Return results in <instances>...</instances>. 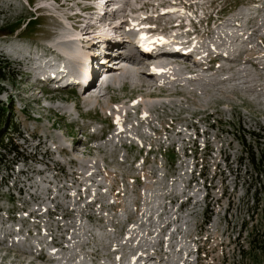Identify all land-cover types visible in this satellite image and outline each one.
Segmentation results:
<instances>
[{
	"label": "rangeland",
	"instance_id": "obj_1",
	"mask_svg": "<svg viewBox=\"0 0 264 264\" xmlns=\"http://www.w3.org/2000/svg\"><path fill=\"white\" fill-rule=\"evenodd\" d=\"M249 1L205 0L204 13L216 19L224 8L219 22L231 25L239 20L236 15L227 18L230 11L258 17L242 20L257 31V43L263 46L264 0ZM83 5L89 7L91 1L0 0V53L5 61L0 98L12 105L10 117L30 141H20L30 159H22L12 174L14 206L0 181V264H132L139 254L159 256L163 264H264V256L250 244L251 223L262 224L261 217L254 219V188L248 189L254 169L246 168L247 160L240 161L250 150H264V138L259 137L264 135V93L233 92L231 83L186 78L165 81L164 90L154 97L138 86L108 89L95 109L83 104L76 109L79 93L70 87L40 92L43 83L27 72L40 60L24 63L21 57L45 49V42ZM85 14L87 20L94 15ZM106 17L112 22V14ZM217 22L209 31L219 28ZM172 60L171 70L177 74L195 65L186 58ZM6 63L10 71L4 69ZM251 69L257 73L258 68ZM112 108L122 110V124L114 125L111 116L108 130L104 122L109 110L113 115ZM102 127L104 140L95 143L91 134L101 133ZM77 138L79 151L69 153ZM86 141L102 146L103 152L90 143L81 147ZM52 142L65 144L66 151L55 152ZM72 158L78 161L72 163ZM4 173L0 170V176ZM188 240L204 247L198 260L196 245ZM189 251L192 260L186 259Z\"/></svg>",
	"mask_w": 264,
	"mask_h": 264
},
{
	"label": "bare ground",
	"instance_id": "obj_2",
	"mask_svg": "<svg viewBox=\"0 0 264 264\" xmlns=\"http://www.w3.org/2000/svg\"><path fill=\"white\" fill-rule=\"evenodd\" d=\"M182 1H184V0H175L174 3L184 4V2H182ZM156 2H159V0H154V1L153 0H132V1L126 0V2L122 3V4H120L118 1L107 0L106 3L104 4L107 6H110V4H117L119 9L116 10L112 14L113 19H116L118 17L120 18V20L124 19L123 22L120 23V25L113 27V29H117L120 32L119 35H121V37H122L121 40H113V39L109 40V39H107V41H106L107 46H109V47H112L113 45H114L113 47L119 46V48H121V50H123L126 48V46L128 44H130V48H127V53L128 52H130V53H129V55L125 56V58L132 65V67H130V68L122 69L120 71L119 75H112V74H115V72L117 70L108 69L107 70L108 76L105 78L106 83H110V82L111 83H120L124 78L129 77L131 79L134 87L138 86L142 90V92L145 93L147 96L154 97V96H158L160 94L159 92L164 90L161 88L164 87L165 81L173 82V81L183 80V79L187 78V80L189 79L190 81H194V82L199 81V80H203V79L204 80L206 79V80H208V82H210L211 80L208 78H211L212 80L216 81L215 85H218L221 83H231L230 85L233 84V87H231L232 90L230 89L233 92H236L237 90L244 89L247 91H262V93H264V83H261L262 81H264V63H263V60H264V43H263V46H259L260 44L257 43L258 36H260L257 34V31H252L250 33L249 39L247 37L243 41L242 40L240 41V35H242V34L238 32L240 30L239 28H242L244 26V25H242V23H245L242 19H244L246 17L250 22V21H252L258 17L255 16V17L248 18L249 13L244 12V11L243 12L238 11L236 13V16H237L239 21H238V24H236V25H234V24L231 25V24H227V23L224 24V23H220L218 21L217 24H218L219 28L216 29V26H215L214 30L211 29L210 31H205L204 33H202L201 31L198 30V28H196L195 32H197L199 37L201 38L199 40V43H198L197 52L200 53L201 58H203V61L194 60L193 55H191V54L182 55L181 53H171V52H162L160 54H152V53H148V52L139 53L136 50V48H134L132 46L131 37L128 36V34L134 35V32L133 31H130V32L124 31L123 32L122 27H121L128 20H129V22H128L129 24H132L134 21H133V19H131V17H128L126 15H124L126 18L125 17L121 18L120 14H122L121 12L125 13L127 8H129V10H131L133 13L139 12L141 10L148 8L150 4H154ZM166 2L169 4H172V2L170 0H166ZM249 2H253V1H249ZM185 6L190 7L188 4ZM98 7L102 8L103 5L100 4V5H98ZM37 8H38L37 11L42 10L41 6L37 7ZM90 11H91V13L96 14L97 8L91 7ZM139 13H141V12H139ZM241 13H243V14H241ZM116 14L118 15L117 17H116ZM165 15H167V14H164L162 16H165ZM107 20H108L107 17L102 16V17H100V19H96L95 23L86 25L84 27V29L87 30L85 33L86 38L83 41L84 43L86 42V46H87L86 49L82 50L80 47H76L75 46L76 43L74 41H70L68 39L69 36L67 33L66 34L60 33L61 40L57 41L52 46V48H49V50L47 52L48 54H54L57 57H59L61 60H63V65H62L63 68L60 71L62 73L60 81L65 79L66 83H67L66 87H70V89L73 91L78 92L77 88L79 87V85L76 83H72L71 78L75 77V76L78 77L79 75H81L82 73L87 71V68L90 66L91 62H94L96 65L94 75L96 74V72L98 70L108 68V66L106 67V64L104 63V60L100 59V55L95 52L97 49L100 48V42L95 43L96 41L92 40L93 38H95L94 37L95 35H93L92 38L89 37V35L95 34L94 29H98L100 27L98 24H100V23L102 24L105 21L107 22ZM147 20H153V17L146 16V17H143L141 19V21H147ZM153 21L157 24L153 30H159V31L174 29V28H170L171 24H173L174 25L173 27H175V28L181 27L183 25V23H173L171 21L169 22L168 25H162L159 20H153ZM231 21L233 22L236 20H231ZM117 24H119V22ZM229 27L230 28L231 27L238 28L239 30L233 29L234 31H237V30L238 31L236 33L230 32ZM62 32H65V31H62ZM104 34L106 35V33H103L101 35L102 38L104 37ZM177 36H179V35H177ZM261 36H263V35H261ZM62 40H68L70 43H68V41H62ZM246 42H250L252 44H249L248 46H244V44ZM71 44H72V46H71ZM72 52L74 54H72ZM109 52H111V51H109ZM72 55H75V57ZM119 55H120V53H119ZM109 56H111V55H109ZM119 58H121V56H119L118 59ZM172 58H180V59L186 58L187 60L195 63V65H192V64L187 65V66L184 65L185 66L184 68H187V70H189V71L179 73L177 70V72H178V74H177L171 70L172 63H173ZM161 59H163V60H161ZM114 60H116V59H114ZM25 62H27V61H24V63ZM221 62H223V63H221ZM116 63H118V62H116ZM41 66L42 65H35L34 67H32L31 71L27 70V72L29 74L34 73ZM251 67L258 68V70H256L257 73L252 71ZM152 68L155 70V72H156L155 74L151 73L150 70ZM170 71H172V72L170 73ZM182 71H185V70L183 69ZM197 71H202V72H206V73H210L211 71L212 72L210 75H205V74L199 73ZM190 72L192 74H189ZM226 74H228V76L224 77V75H226ZM41 78H42L41 80H43L44 75ZM227 85H229V84H227ZM95 86L96 85H93V83L91 82L87 87L84 88L83 91L81 90L80 92H78L79 98H77V99L79 100V103L75 104L76 109H81L82 104L83 105H90V106L92 105V107H93L100 100V98L103 97L100 93H94V94L91 93L92 90L95 88ZM125 87L123 86L121 90H124ZM155 90H158V92H156ZM103 92H104V90H103ZM226 93H228V92L226 91ZM226 93H225V95H226ZM173 94L174 93L170 92V95H173ZM115 101H117V100L115 99ZM111 102H114V100L111 99ZM140 106L143 107L142 103H140ZM119 109H118L117 114L120 115L122 110H119ZM65 113H66V111H65ZM113 115H114V113H113ZM126 117H127V115H126ZM101 138L104 139V137H101ZM92 139H97V138L95 136H93ZM79 143H80V139L77 138L76 147L73 144V148L71 150L67 148L69 153L78 152L79 151V149H78ZM89 143L90 142H88L87 144H89ZM56 144H58L56 146H58V148H60L59 152L60 151L65 152L66 151L67 146H65V144H63L61 142H56ZM94 147L96 149H98V151L103 152L102 146L95 145ZM104 150H106V149H104ZM76 161H78V158H72L71 162L75 163ZM73 171H75V170H73ZM73 171H71L70 173H72ZM91 175L94 177L93 173ZM138 257H139L138 260L143 261L142 264H147L148 262H152L155 259V257L151 254H139ZM31 262H33V261H30V263ZM38 262H40V260H38Z\"/></svg>",
	"mask_w": 264,
	"mask_h": 264
},
{
	"label": "trees",
	"instance_id": "obj_3",
	"mask_svg": "<svg viewBox=\"0 0 264 264\" xmlns=\"http://www.w3.org/2000/svg\"><path fill=\"white\" fill-rule=\"evenodd\" d=\"M3 35V34H0ZM1 54V53H0ZM4 55H0V67L5 65L3 60ZM6 71H10L8 63L4 67ZM0 77H4L0 72ZM3 86L0 84V95L3 93ZM12 111V106L10 103L4 102L0 99V170H4L5 173L0 176V181L4 185L10 182L12 178V173L14 172V166L20 160H28V156L25 155L24 151L20 150V146L17 143L19 139L25 138V135L22 131L21 125L10 118V113ZM260 138H264V135L259 133ZM244 145H246L244 143ZM256 152L261 153L259 156L256 155ZM247 156H242L240 161L243 163L244 160H247V165L249 169H254V176H252L251 183L249 185V190L253 191L254 199L252 204L256 207L255 212L256 217L252 215V221L262 218V224L256 225L255 222L251 223V241L254 247H256V254L264 256V150L263 151H254L250 150L246 153ZM10 160L7 163V158ZM247 169V171H250ZM251 175V172H249ZM13 199V198H11ZM258 208H261L260 210ZM261 212V213H260ZM254 214V213H253ZM254 218V219H253ZM254 230V231H253Z\"/></svg>",
	"mask_w": 264,
	"mask_h": 264
}]
</instances>
